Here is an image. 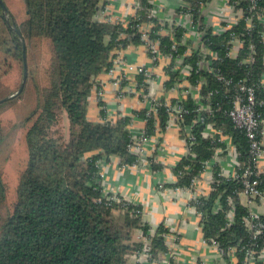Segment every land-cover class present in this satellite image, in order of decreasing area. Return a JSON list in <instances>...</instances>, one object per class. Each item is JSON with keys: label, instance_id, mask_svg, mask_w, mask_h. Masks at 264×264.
I'll list each match as a JSON object with an SVG mask.
<instances>
[{"label": "trees", "instance_id": "trees-1", "mask_svg": "<svg viewBox=\"0 0 264 264\" xmlns=\"http://www.w3.org/2000/svg\"><path fill=\"white\" fill-rule=\"evenodd\" d=\"M2 1L6 5V0ZM22 1L26 17L20 22L10 14L6 17L0 6V78L8 73L13 62L22 76V56L23 52L27 53V41L33 40V46L38 41L43 43L48 49V58L43 66L42 82L33 70L35 107L22 123L25 129L24 160L13 187L0 170V212H5L0 224V264H129L128 255L140 251L143 246L141 240L134 239L137 230L150 239L149 263L158 264L168 252L163 236L167 228L161 224L149 234L152 228L143 221L142 206L139 203L133 205L119 194V202L106 200L99 181L98 161L110 163L112 158H118L119 166L136 161V156L128 151L129 118L115 123L104 122L102 111L97 120L88 117L93 86L96 78L110 68L112 52L129 43H139L138 34L132 28L135 22L130 21L124 28L120 22L100 21L98 11L108 4V0ZM138 1L142 9L137 11V21H147L144 9L150 7V0ZM210 1L186 0V6L180 10L190 11L196 20L200 17V26L204 29L200 10ZM228 3L242 16L235 26L222 34H211L212 29L207 26L208 46L216 52L212 66L231 84L245 80L254 87L255 111L262 117L264 105L259 102L264 101L261 82L264 23L260 17L264 12V0H228ZM246 18L251 20L250 28ZM151 20L157 22L155 18ZM13 26L24 38V50ZM182 31H177V40ZM121 33L130 38L120 39ZM231 33L243 41L237 59L226 55ZM165 43L168 44L167 40ZM250 44L254 46L252 53L248 50ZM184 49L185 46H179L177 53L183 54ZM249 54L252 61H240ZM199 58L198 52L194 51L183 62L196 69ZM29 73L27 70V78ZM199 77L207 80L201 96L208 97L209 104L216 108L209 120H215L218 127L231 134L240 162L234 177L219 175L220 166L214 165L207 194L191 200L199 215L201 237L208 244L214 243L222 252L211 264H249L251 251L254 264H262L259 254L264 249V232L253 237L246 226L245 219H257L252 218L250 207L242 203L244 184L239 176L246 170L252 172L250 181H256L255 189L263 195L264 171L256 172L249 159L245 133L234 127L224 114L232 107L224 87L205 70L193 73L191 81L195 82ZM171 81L170 77L167 86ZM13 99L1 103L0 107ZM186 107L191 108V104L186 103ZM63 112L68 120L67 140L53 130ZM141 114L138 115L142 117ZM158 116L160 126L164 127L166 114L162 108ZM191 117L192 114L186 115V123ZM151 125L149 119L148 134L153 133ZM201 129L200 124L193 126L194 140L188 155L173 168L177 179L163 187H190L192 179L199 176L202 163L214 155V145L200 135ZM5 137L0 120V147ZM151 168L158 171L162 166L153 164ZM260 202L258 195L253 203ZM258 220L264 225V213L258 214Z\"/></svg>", "mask_w": 264, "mask_h": 264}, {"label": "built area", "instance_id": "built-area-1", "mask_svg": "<svg viewBox=\"0 0 264 264\" xmlns=\"http://www.w3.org/2000/svg\"><path fill=\"white\" fill-rule=\"evenodd\" d=\"M149 3L150 7L144 9L148 18L147 21H137V11L142 9L138 0H108V4L98 11L97 18L100 21L114 24L120 22L124 28L130 24V21L135 22L132 28L139 38V43H129L128 46L115 49L112 52L110 68L101 77L96 78L93 86L92 96L97 107V114L100 111L104 113L102 121L115 123L119 119L129 118L127 125L130 133L128 151L136 156L135 163L131 165L119 166L118 158H112L110 163H106L105 160L98 161L99 181L106 200L119 202L120 198L117 194L122 195L118 191L108 189L105 181L106 173L101 168V164L109 166L116 162L121 170L139 168L152 170L151 166L158 164L162 168L158 171H152H162L166 156L172 153L168 149L167 141L164 140L165 134L171 130L177 133L182 143V152L180 155L176 153L179 155L178 160L171 169L173 173L175 165L188 155V148L193 144V126L200 124L202 125L200 135L214 145V155L202 163L199 176L192 179L190 187L170 188L175 194H187L184 196L185 210L189 211L198 222L199 215L196 213L194 205L191 204V200L206 195L209 190V188L207 191L199 188V182L203 181L209 187L214 165L220 166L219 175L234 177L236 176V167L240 165V162L239 152L233 143L231 134L218 127L215 120H209L216 108L214 109L209 104L208 97L201 96L202 86L207 83L206 78L199 77L195 82H192L193 73L205 70L224 87V94H227V100L232 104V107L224 111V114L234 127L245 133L248 141L249 159L256 172L264 171L260 165L264 157V116L261 117L255 111L257 102L254 87L246 83L245 80L238 84H231L230 80L225 79L215 71L212 61L216 60V52L208 46V38L205 37L207 26L212 29L211 34H222L235 26L242 15L234 11L228 0H221L217 7L222 16L211 18L208 13L206 15L208 2L202 5L200 10V15L205 24L203 29L200 26V17L196 20L190 11L180 10L181 7L186 6V0H178L172 6L164 3L163 0H150ZM151 18L157 19V22H153ZM260 19L264 23V12ZM246 23L247 27L250 28V18H246ZM181 29L183 31L180 40H177V31ZM231 36L226 47V55L237 59L236 57L243 47V41L233 33ZM119 38L129 39L130 37L126 33H121ZM165 40L168 44L165 43ZM179 46H185L183 54L177 53ZM248 50L252 53L254 46L250 44ZM194 51L200 55L196 62V69L191 64L183 62L185 57L190 56ZM144 57L146 58L145 61ZM252 60L251 54L240 59L243 63ZM170 77L172 81L167 86ZM186 103H190L191 108L186 107ZM259 104L264 105V101H260ZM160 108L166 114L164 127L160 126L158 116ZM141 112L142 117L138 115ZM187 114H192L188 123H186ZM149 119L152 120V134H148ZM185 169L187 170V167ZM251 173L246 170L239 176L244 184L241 198H246V204L249 207L256 196L260 195L261 200L264 199V194L262 195L255 189L256 181H250ZM176 179L177 176L173 173V182ZM155 186L157 190L168 189L163 187V182H158ZM127 201L133 205L138 204ZM250 210L252 218L257 219V221L245 219L246 226L252 232L253 237H257L258 234L264 232V225L258 220L259 213L251 208ZM228 218L230 219V216ZM165 228H167V232L163 236L168 252L158 264H169V260L175 258L174 251H171L175 246V231L171 226H165ZM154 231L155 229L150 230L149 234H153ZM140 237L143 242L142 249L128 255V262L134 264L149 262L150 239L143 237L142 233ZM202 243L209 246L211 251L216 254L214 258L221 256V250L214 243L208 244L203 239ZM263 253L264 249L259 254V261L262 264H264ZM249 255L251 256L249 257V264H254L253 251ZM201 264L208 263L201 261Z\"/></svg>", "mask_w": 264, "mask_h": 264}, {"label": "crops", "instance_id": "crops-1", "mask_svg": "<svg viewBox=\"0 0 264 264\" xmlns=\"http://www.w3.org/2000/svg\"><path fill=\"white\" fill-rule=\"evenodd\" d=\"M176 2H178V0H166L164 3H168L172 6V4H175ZM220 2L221 0H211L208 9L206 10V15L208 13L211 18H220L222 13L217 7ZM116 4L118 5V3ZM261 82L264 85V74L262 75ZM88 113L91 118L96 119L94 111L92 113L89 111ZM169 132L174 131L171 130ZM169 132L165 134L164 140L167 141L168 149L172 153H169L166 156L162 171L154 172L145 168L120 170L119 166H117L118 164L113 162L111 167H115L116 169L109 166L102 167L104 171L106 170V185L109 190L118 191L127 200L139 203L142 206L143 221L151 226V230L156 229L161 224L173 228L176 241L175 246L171 251H174L177 258L169 260V264H196L197 260L211 264L216 258H192L197 257L195 253L198 252V244L202 245L203 254L201 255H205L206 251L204 250L205 245L202 243L197 220L189 211L185 210L184 196L182 194H175L170 188L167 190H157L155 186L158 182H163L164 184L173 182V173L171 169L182 152V143L178 138L177 133L174 132V140L170 141L168 139ZM260 165L261 168H264V157L261 160ZM198 185L202 190H208V184L203 181H200ZM177 195L181 196L178 197ZM242 203H247L246 198L242 197ZM250 208L259 214L264 213V199H262L259 204L252 203ZM140 234L141 231L137 230L134 235L136 241L141 239ZM161 262L163 263V260ZM129 264L134 263L129 262ZM141 264L151 263L143 262Z\"/></svg>", "mask_w": 264, "mask_h": 264}, {"label": "rangeland", "instance_id": "rangeland-1", "mask_svg": "<svg viewBox=\"0 0 264 264\" xmlns=\"http://www.w3.org/2000/svg\"><path fill=\"white\" fill-rule=\"evenodd\" d=\"M5 4V3H4ZM7 9L9 10V14L17 21L20 22L24 20L26 17L25 5L22 0H6ZM24 41V38H23ZM141 51V50H140ZM142 52V51H141ZM48 58V49L47 47L41 43L37 42L35 46H33V40L30 42L27 41V53H26V63L28 65L29 77L25 82V92L19 94L20 96L13 99L10 102L4 103L0 107V120L2 122V126L5 132V141L1 145L0 150V170L4 174V178L9 182L11 187L15 185L16 175L18 169L21 168V165L24 160V149H25V141H24V133L25 129L22 128L24 118L29 114V112L35 107V94L33 93V70L37 73L40 82L43 81V66L46 65ZM146 58L144 57V61ZM20 70L18 69V65L13 62V66L4 76L0 78V97H5L10 94H13L19 87L21 81ZM89 111L91 113L94 111V115L97 120V107L95 105V101L93 96H91ZM89 119L90 114H88ZM93 120V119H92ZM53 130H56L58 134L63 136L64 140L68 138V120L66 114L61 113L57 125L53 127ZM174 132L168 133V139L173 141ZM172 146V145H171ZM112 165V164H111ZM109 165V167H111ZM102 167H108L107 164ZM115 168V167H111ZM116 169V168H115ZM121 170V169H120ZM106 171V170H105ZM178 194V193H176ZM186 193H183V196H186ZM180 197L181 195H177ZM5 212H0V224L4 219ZM198 252L195 253L197 257L192 258H214L216 254L211 251L209 246H204V250L206 251L205 255L203 254L202 245L198 244ZM201 252V253H200ZM208 254V255H207ZM173 256V255H172ZM174 257L177 258V255L174 254Z\"/></svg>", "mask_w": 264, "mask_h": 264}, {"label": "water", "instance_id": "water-1", "mask_svg": "<svg viewBox=\"0 0 264 264\" xmlns=\"http://www.w3.org/2000/svg\"><path fill=\"white\" fill-rule=\"evenodd\" d=\"M0 6H1L3 12L5 13L6 17H8L9 16V10L7 9V7L5 6V4L3 3L2 0H0ZM13 29L17 32L19 38L21 39L22 44H23V50H24V41H23L22 34L18 31V29L16 27L13 26ZM22 63H23L22 77H21V81H20L18 89L13 94H10L8 96L0 98V104L7 101V100L13 99L14 97L18 96L22 92L24 85H25V82L27 80V63H26L25 52H23Z\"/></svg>", "mask_w": 264, "mask_h": 264}]
</instances>
